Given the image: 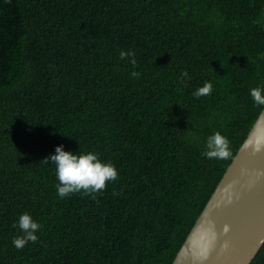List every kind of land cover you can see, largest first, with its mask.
<instances>
[{
  "label": "trees",
  "instance_id": "obj_1",
  "mask_svg": "<svg viewBox=\"0 0 264 264\" xmlns=\"http://www.w3.org/2000/svg\"><path fill=\"white\" fill-rule=\"evenodd\" d=\"M260 84L264 0H0V264H171L264 106ZM217 130L226 159L202 155ZM58 144L100 153L118 179L60 198L44 162ZM25 211L42 228L18 249Z\"/></svg>",
  "mask_w": 264,
  "mask_h": 264
},
{
  "label": "water",
  "instance_id": "obj_2",
  "mask_svg": "<svg viewBox=\"0 0 264 264\" xmlns=\"http://www.w3.org/2000/svg\"><path fill=\"white\" fill-rule=\"evenodd\" d=\"M264 243V106L171 264H250Z\"/></svg>",
  "mask_w": 264,
  "mask_h": 264
},
{
  "label": "clouds",
  "instance_id": "obj_3",
  "mask_svg": "<svg viewBox=\"0 0 264 264\" xmlns=\"http://www.w3.org/2000/svg\"><path fill=\"white\" fill-rule=\"evenodd\" d=\"M120 59L130 58V62L135 65V52L121 50L119 52ZM133 78H139L140 73L132 71ZM184 78L191 79L187 70L181 73V83H184ZM213 91L211 81H205L202 86L197 87L192 95L199 98L201 96L210 95ZM249 94L256 105H264V84H260L249 90ZM202 155L212 159H226L230 157V141L220 131H214L208 135ZM45 163L51 162L55 165V176L58 181L55 187L57 195L64 198L73 193L99 194L106 189L108 182L116 181L119 177L118 169L110 160L101 158V154L96 151L77 152L65 150L62 144L55 146V151L44 158ZM13 228H18L20 234L12 240L13 245L20 249L23 248L29 241L35 243L39 236L37 232L42 228V225L35 220L32 215L25 211L19 214L17 220L13 221Z\"/></svg>",
  "mask_w": 264,
  "mask_h": 264
}]
</instances>
